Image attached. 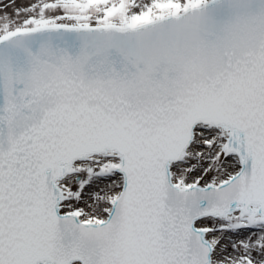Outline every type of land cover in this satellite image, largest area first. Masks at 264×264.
<instances>
[{
	"label": "snow or ice",
	"instance_id": "1",
	"mask_svg": "<svg viewBox=\"0 0 264 264\" xmlns=\"http://www.w3.org/2000/svg\"><path fill=\"white\" fill-rule=\"evenodd\" d=\"M0 264H264V0H0Z\"/></svg>",
	"mask_w": 264,
	"mask_h": 264
}]
</instances>
